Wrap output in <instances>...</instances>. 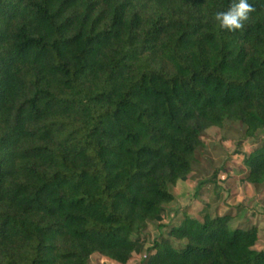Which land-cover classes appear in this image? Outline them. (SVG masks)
I'll use <instances>...</instances> for the list:
<instances>
[{
    "label": "trees",
    "instance_id": "trees-1",
    "mask_svg": "<svg viewBox=\"0 0 264 264\" xmlns=\"http://www.w3.org/2000/svg\"><path fill=\"white\" fill-rule=\"evenodd\" d=\"M0 0V264H127L202 137L264 131V0ZM236 173L264 184V145ZM183 213L146 264H264L255 226Z\"/></svg>",
    "mask_w": 264,
    "mask_h": 264
},
{
    "label": "rangeland",
    "instance_id": "rangeland-1",
    "mask_svg": "<svg viewBox=\"0 0 264 264\" xmlns=\"http://www.w3.org/2000/svg\"><path fill=\"white\" fill-rule=\"evenodd\" d=\"M203 145L196 151L191 173L171 189L175 200L165 206L164 213L137 238L139 244L127 264H146L153 242L169 240L166 228L177 224L186 213L200 219L203 213L211 218L232 215L229 228L258 231L257 249L264 248V184L244 183L237 170L243 168L247 154L264 145V131L246 138L240 123L226 121L221 128H211L203 134ZM89 264H114L94 254Z\"/></svg>",
    "mask_w": 264,
    "mask_h": 264
},
{
    "label": "clouds",
    "instance_id": "clouds-1",
    "mask_svg": "<svg viewBox=\"0 0 264 264\" xmlns=\"http://www.w3.org/2000/svg\"><path fill=\"white\" fill-rule=\"evenodd\" d=\"M254 10L248 0H233L228 10L215 13L214 19L222 29L236 31L243 28L244 21L248 20L249 13Z\"/></svg>",
    "mask_w": 264,
    "mask_h": 264
}]
</instances>
